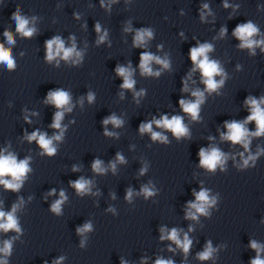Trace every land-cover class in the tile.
Wrapping results in <instances>:
<instances>
[{
    "label": "clouds",
    "instance_id": "clouds-1",
    "mask_svg": "<svg viewBox=\"0 0 264 264\" xmlns=\"http://www.w3.org/2000/svg\"><path fill=\"white\" fill-rule=\"evenodd\" d=\"M103 6V5H102ZM224 7L227 8L229 5L225 2ZM259 7V5H258ZM204 9H208L209 5L204 4ZM13 19L16 22V32L20 33L23 37H32L34 34V29L28 28V21L24 19L20 14L19 10L13 13ZM204 19L203 12L201 13V20ZM95 30L97 33H100L101 27L99 23L96 24ZM128 31L129 29H125ZM227 33V28L222 27L220 30V35L224 36ZM259 34V28L252 22L247 21L245 23H238L233 30L232 35L240 41V48L250 49V54L255 55V47L264 45V39H254L253 37ZM153 35L151 29H140L136 32L134 37V46L142 47L146 44V41L150 39ZM4 36L6 37L8 45L15 43L13 36L10 31L5 30ZM107 37V31L103 35L99 36L97 44L103 43ZM73 40L71 47H65V42L60 36H53L51 39L45 41L46 47V56L45 59L47 62L51 63L52 61H57V67L59 66V60L57 58L63 59L66 62H71L74 65H79L83 59L82 52L77 51L75 38L70 37ZM213 50V45L211 43H200L198 46L191 47L189 49V58L194 67L192 71L195 72L197 69L200 70L202 76V83L206 86V90L211 93L216 91L220 86L224 84V79L219 81L215 80L214 77L217 75H223V69L221 68L217 60H210L208 53ZM261 51H264V47H261ZM140 63L139 68L141 75L157 77L160 76V72H154L151 64L153 61L160 64L163 68L167 69L170 67L169 60L167 58L161 59L159 56H155L150 52L142 51L139 55ZM0 63L5 64L9 70H13L16 67L15 61L12 58L10 48H5L3 43H0ZM116 74L123 78V83L120 85L121 89L132 90L135 85V80L133 79V70L131 67H125L118 65L116 67ZM182 92L188 91L187 83H184ZM143 91L135 93V96L143 95ZM123 93H121V96ZM193 97H196L195 101L187 100L181 98L179 100V106L182 111L186 114H190L193 120L199 119L200 105L205 101L204 92L197 89L191 93ZM88 100L91 103L94 99V94L88 93ZM70 94L69 92L63 89H55L49 91L46 97V103L54 105L57 109H63L62 111H56L53 116V122L50 127L54 129H60L58 135L48 137L46 133L40 132L39 130L33 131L31 134L27 135L26 139L29 142L36 141L43 152L41 155L54 156L56 154V147L53 144V141H59L63 137L64 129L61 126V121L64 117V112H70L71 107L65 108L66 105L70 103ZM138 102V101H137ZM245 105L249 107L250 114L244 119L243 122L238 120H232L231 122L225 121V127L227 128L226 133H221V139L230 141L232 144H242L245 150H248L250 139L249 136H261L264 135V97L259 99L255 97H248L245 100ZM252 121H255L257 129L255 132H249L245 127V124H248ZM109 123L113 124L116 127H119L123 124V121L115 116V114L105 118L103 124L106 126ZM153 124L157 127L170 130L173 135L179 140L181 137L189 136V129L183 123V117L180 115H173L171 118L167 114L162 115L161 118L156 119L153 117L151 121L143 122L140 124L139 131L141 134L150 133L153 141L167 142V137L157 131H153ZM105 135H113V133L108 132L105 129ZM212 139V137H209ZM264 151V150H262ZM260 154L258 152L256 155H249L246 159L243 160V165L247 166L249 161L255 162L257 156ZM243 157V153L240 154ZM199 156V165L207 170L214 172L218 165L221 166L223 170V165L225 164L228 156L223 153L217 147L203 148L201 147L198 152ZM117 160L123 162L124 157L117 153ZM30 158H25L17 161V157L11 153L7 155L0 153V185H3L6 190H11L17 192L21 189L22 184L26 178V174L31 171L29 167ZM112 168L115 170V163H112ZM92 169L96 173H103L106 171L102 167V161L96 159L92 163ZM75 167L73 171H75ZM145 169H141V174ZM10 176L11 180L4 179V177ZM71 186L74 187L78 194L83 195L90 192L91 181L84 179L83 177L70 182ZM55 189H52L49 192V195L55 194ZM144 196L150 197L155 194L154 190L149 186H144L142 188ZM133 191L129 189L126 194V199L131 201L133 196ZM193 195L195 196V202H188V210L186 212V219L196 220L198 218L197 214L208 215V209L216 203V198L209 196V192L206 189H201L199 192L193 190ZM60 198L57 199L51 205V211L57 215L61 214V205L67 199L65 192L63 190L59 193ZM22 203V200H21ZM19 207V204H13L11 211L5 212L0 210V231L7 233L9 230H14L17 233L21 232V229L18 224V219L15 216V213ZM92 228L91 223H85L82 227L77 228L78 234H83L90 231ZM191 231V228L189 229ZM161 241L167 239L174 242L177 247L181 248L185 254H188L192 240L188 237L187 234L184 235L183 240L180 239V233L177 228H172L168 231L167 235H164L165 228L161 227ZM84 245V240H81V247ZM250 247L257 251V255L254 259L251 260V264H264V259H261L260 252L264 251V246H261L256 241L250 243ZM12 249V240H5L3 242V247H0V253H3L5 257L11 254ZM171 250V248H170ZM216 250L212 247L211 242L207 243L205 249L198 253V258L200 260H208L212 257L213 253ZM64 257H59L53 261V264H62ZM0 264H7V260H0ZM47 264V262H45ZM121 264H126L121 260ZM155 264H175L173 260H164L158 258L155 261Z\"/></svg>",
    "mask_w": 264,
    "mask_h": 264
}]
</instances>
